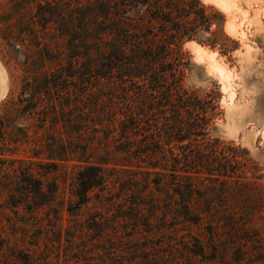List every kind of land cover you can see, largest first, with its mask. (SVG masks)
Segmentation results:
<instances>
[{
	"label": "rangeland",
	"instance_id": "obj_1",
	"mask_svg": "<svg viewBox=\"0 0 264 264\" xmlns=\"http://www.w3.org/2000/svg\"><path fill=\"white\" fill-rule=\"evenodd\" d=\"M199 1L207 21L183 39L169 60L178 54L185 62L180 67L182 88L202 101L208 124L204 135L191 133L181 142L168 143L171 139L163 132L162 152L166 158L171 152L177 158L202 153L211 159L208 169L198 166L192 190L180 185L178 193L172 173L164 171L163 187L156 191L159 199L152 205L145 200L142 170L117 166L108 173L113 180L107 188L90 191L88 201L79 205L73 192L82 164L76 161L83 156L82 137L66 123L44 131L34 129L37 122L16 120L26 133L10 124L7 131L29 139L14 156L17 171L4 178L19 179L25 168L44 189L55 186L56 193L50 206L32 215L25 202L14 213L6 193L0 192V264H264V0ZM18 2L0 0V116L3 103L18 101L27 77L59 67L38 60L35 40L48 42L52 49L62 40L51 24L43 28L31 21L30 6ZM66 64V59L60 63ZM126 78L120 83L113 76L109 92L99 85L100 99L111 96L117 108L125 101L134 105L137 97L145 99L148 79L135 77L132 84ZM168 108L161 107L163 123ZM120 127L116 123L118 135ZM60 138L76 145L66 146L65 159H46L43 149ZM1 176L0 186L6 182ZM186 200L198 215L194 223L171 218ZM151 212L153 226L145 225ZM93 219L104 232L86 227Z\"/></svg>",
	"mask_w": 264,
	"mask_h": 264
},
{
	"label": "trees",
	"instance_id": "obj_2",
	"mask_svg": "<svg viewBox=\"0 0 264 264\" xmlns=\"http://www.w3.org/2000/svg\"><path fill=\"white\" fill-rule=\"evenodd\" d=\"M19 2L30 6L31 21L43 28L51 24L62 44L56 43V47L52 49L48 48V42H41L36 38L38 60L55 62L59 67L38 72L43 73L38 77H27L18 101L3 103L4 113L0 116V176L2 174L1 177L4 178L9 172L17 171L18 168L13 167L16 162L14 156H17L20 144L27 143L29 139L25 135L20 137L8 132V124L12 128L16 127V131L26 133L22 126L15 125L16 120L37 122L34 129L44 131L49 126L53 128L58 122H62L82 137L83 144L80 148L83 156L76 160L82 164L75 176L76 186L73 192L78 200L77 204L86 203L88 193L95 188H107L113 180H108V173L118 168L117 166L138 168L137 172L142 170L145 175V200L152 205L159 199L156 191L163 187L160 183L164 171L172 173L171 183L176 186L174 191L178 193L180 185L182 189L192 190L197 179L196 168L200 166L208 169L211 159L199 152L195 156L189 152L182 153L180 158H177L178 155L171 157V152L166 158L162 152V134L164 132L165 137L171 139L168 143L172 140L181 142L191 133L204 135L203 131L208 124L202 101L182 88L183 70L180 67L185 62L178 54H175L173 61L169 60V56H172L175 48H179L183 39H189L198 24L207 21L208 16L206 17L205 8L200 1ZM30 28L32 30L35 26ZM64 59L67 64L60 65ZM113 76L120 83L126 82L124 77H128L126 79L132 84L135 77L148 79L145 99L137 97L134 105L124 100L119 108L112 102L111 96L105 101L101 100L97 93L98 87H106L109 92L115 82ZM100 79L105 81L101 82ZM172 91H175L174 97ZM163 105L169 107L168 121L165 120L167 122L164 123L161 110ZM116 123L121 126L119 135L116 133ZM131 134H138L140 137L136 139ZM51 141L43 150L46 152V159L55 161L68 157V144L72 147L76 145L71 139L64 142L61 138ZM213 143H218V140L214 139ZM59 150L65 154H54ZM20 173L19 179L10 175L12 180L4 178L6 182L0 186V192L6 193L5 200L14 213H17L18 205L24 202L32 215L39 208L50 206L55 197V186L44 189L41 180L35 178L30 170L21 168ZM151 175L155 177L150 178ZM137 195L139 199L141 194ZM141 204L138 201V208ZM153 213L148 214L150 220L145 225L153 226ZM171 216L178 223H194L198 217L192 211L189 200L172 211ZM163 217L165 219L166 216ZM86 227L104 232L95 219Z\"/></svg>",
	"mask_w": 264,
	"mask_h": 264
},
{
	"label": "bare ground",
	"instance_id": "obj_3",
	"mask_svg": "<svg viewBox=\"0 0 264 264\" xmlns=\"http://www.w3.org/2000/svg\"><path fill=\"white\" fill-rule=\"evenodd\" d=\"M218 2L220 3L221 1L218 0ZM222 6H223L224 8H226V9L228 8L227 5L225 4V2L222 4ZM228 9H229V8H228ZM196 45H197V44H196ZM197 46H198V45H197ZM193 47H194V46H193ZM198 47L201 48L200 51L203 49V46H202V47L198 46ZM194 48H195V47H194ZM192 49H193V48H192ZM207 50H208V49H207ZM203 51L206 53L205 50H203ZM203 51H201V52H203ZM198 52H199V51H198ZM198 52H197V53H198ZM209 53H210V52H209ZM210 54H211V57H212L214 53H210ZM200 55H201V54H200ZM196 56H197V55H196ZM214 56H215V55H214ZM212 58H213V57H212ZM209 59H210V58H209ZM211 60H212V59H211ZM212 61H213V60H212ZM211 63H212V62H211ZM212 64H213V63H212ZM216 65H217V64H216ZM216 65H215V67H216L217 69L221 70L220 67H219V66H216Z\"/></svg>",
	"mask_w": 264,
	"mask_h": 264
}]
</instances>
